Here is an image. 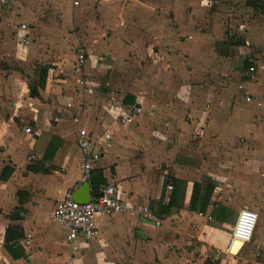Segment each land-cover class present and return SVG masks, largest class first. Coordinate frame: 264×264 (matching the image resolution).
<instances>
[{
	"label": "crops",
	"instance_id": "obj_1",
	"mask_svg": "<svg viewBox=\"0 0 264 264\" xmlns=\"http://www.w3.org/2000/svg\"><path fill=\"white\" fill-rule=\"evenodd\" d=\"M65 1L0 0V264L264 260V61L254 78L246 61L251 49L264 55V27H251L246 39L230 38L218 8L187 32L162 18L155 0L149 5L155 20L142 32L125 25L135 23V3L111 0L103 4L106 28L87 30L82 38L73 31L79 17L71 7L65 13L71 16L69 35H79L89 54L91 92L83 96L73 73L72 39L70 47L60 40L51 49L44 43L55 40L44 31L46 9H62ZM193 4L206 13L210 6L206 0ZM257 18L264 24V9ZM22 23L28 25L27 45L19 38ZM148 42L152 49L144 48ZM143 58L152 79L125 82L122 73L142 67ZM16 60L20 67L12 66ZM103 75L111 89L102 95ZM110 104L143 111L124 127ZM76 114L89 130L106 125L112 134L95 169L117 182L134 206L149 204L160 224L138 212L101 215L94 237L66 239V228L51 214L68 189L84 183ZM242 208L257 211L259 219L253 239L234 255L232 229ZM9 228L21 235L7 241Z\"/></svg>",
	"mask_w": 264,
	"mask_h": 264
},
{
	"label": "built area",
	"instance_id": "obj_2",
	"mask_svg": "<svg viewBox=\"0 0 264 264\" xmlns=\"http://www.w3.org/2000/svg\"><path fill=\"white\" fill-rule=\"evenodd\" d=\"M75 5H78L79 0H73ZM19 38L24 45L29 44L30 37L27 31L28 25L22 23ZM72 45L75 51V61L73 62V73L78 75L77 84L79 86V93L86 96L91 92L89 77L86 73L87 62L89 61V54L85 43L79 35L72 37ZM262 60L255 59L248 67V75L254 78L259 72ZM246 100L251 102L254 100L252 94L247 93ZM261 105L260 101H257ZM111 109L118 111V120L124 127H129L134 124L137 117L143 111L140 105L134 108L123 106L122 104H110ZM153 113V109L151 110ZM73 121L78 125L76 132V144L82 154V171L80 183L90 181L92 170L95 169L102 159L104 146L103 141L112 140V134L109 128L105 125L99 132L89 130L86 126L81 124V116L76 114ZM25 131L32 134L31 127H25ZM168 190L173 189V185H167ZM75 189H68L62 198H60L53 209L51 218L53 221L61 224L66 228V239L73 241L79 236L86 238L94 237L98 233L97 218L101 215H112L120 212H138L143 218L147 220H154L156 224L160 221L156 219L149 204H141L137 207L130 203V201L123 195L120 186L117 182H107L101 186L97 194L92 193L88 202H80L73 197ZM170 201V194L164 197V202ZM259 215L257 211L251 208H242L238 214L235 224L232 229V239H239L243 241V249L246 243L253 239L254 232L258 223ZM3 239L0 238V247ZM238 252V253H239ZM237 253V254H238ZM234 254V255H237ZM71 264V263H67ZM254 264H264V260H256Z\"/></svg>",
	"mask_w": 264,
	"mask_h": 264
},
{
	"label": "rangeland",
	"instance_id": "obj_3",
	"mask_svg": "<svg viewBox=\"0 0 264 264\" xmlns=\"http://www.w3.org/2000/svg\"><path fill=\"white\" fill-rule=\"evenodd\" d=\"M68 1L69 2L65 1L67 6L64 7L63 5L62 9L61 8L46 9L45 16L42 19L45 22L44 25L46 26V29L44 31L49 37L55 38V40L46 39L44 41L45 46H47L48 49H51L52 45L53 46L55 45L54 42L57 43L58 40H60L59 42H62L66 46H69V44L71 43L69 42V40L72 39V36L69 35V33L72 31L71 20H70L71 19L70 14L72 11L71 7H74V9L78 11L77 15L79 17V21L76 22L74 25H72L73 31L79 32L78 34L82 38L85 36L84 33H86L87 30L88 31L94 30L95 32L100 33L101 31L104 30V27L106 28L107 22L105 25L102 24L105 16L103 13L104 10L103 4L111 0H79L80 3L78 5H75L72 2L73 0H68ZM129 1L135 3L136 5L135 9H133V15H135L136 20L135 23L130 21L128 22L125 21L126 27L128 26H130V28L135 27L141 29L142 32H145L146 30L150 29L151 22L155 20V15L153 14L154 9H152L149 5L150 3H153L155 0H129ZM160 1L163 7L162 9L161 7L159 8V10L163 11L161 17L166 19L169 23L171 21L172 24L176 23V27H178L179 29H184L185 31L187 30V32L194 31V29L197 27L196 25L198 24V21L203 18L204 14L208 17L207 14L211 15V12L217 10L218 8H221V12H222L221 19L224 21L223 27L224 29H226L225 32L228 34V37L230 38L233 37V35L235 34V36H237V39H241V40L246 39L248 38L249 34H251L250 32L251 27H255L254 29H257L258 26L264 27V24H261L259 20L261 17L257 18L260 16L261 9H257V8L253 9L249 4H247L248 3L247 0H206L208 6L210 5L207 13L205 10L201 8L194 7L193 3L199 0H160ZM68 10L70 11L69 12L70 14L67 17L65 13ZM252 14H255L256 16L252 18ZM106 16L109 17L108 15ZM188 17L191 22H189ZM15 21H17V24H19L20 18L16 19ZM120 23H123L121 19H120ZM238 27H242V29L237 30ZM130 28L128 27V29ZM13 37L14 39L16 38L15 35ZM148 45L149 42L144 46V48L149 46L151 47V49L153 48V44H150L149 46ZM12 51L15 52V46H13ZM255 53H258L259 55ZM13 58H15V56H13ZM248 59L249 62L254 61L255 59L264 61V55L260 50L251 49L250 57H248L246 61H248ZM18 62H22V61L16 60L12 63V66L20 67ZM142 63H143L142 67L136 66L135 70L122 73L123 75L124 74L126 75L123 76L125 82L128 81V83L131 84L132 81H138V80L149 81L150 79H152L154 72H152L153 70L151 69L150 64H145L147 62L144 58L142 60ZM120 77L121 75H119V78ZM100 79L103 83V88L99 90V94L101 93L103 95L109 89H111V86L107 90V88H105L104 75L101 76ZM105 90L107 91L105 92ZM63 237L65 238L64 233H63ZM235 261H236L235 263L238 264L237 260Z\"/></svg>",
	"mask_w": 264,
	"mask_h": 264
},
{
	"label": "trees",
	"instance_id": "obj_4",
	"mask_svg": "<svg viewBox=\"0 0 264 264\" xmlns=\"http://www.w3.org/2000/svg\"><path fill=\"white\" fill-rule=\"evenodd\" d=\"M247 4H249L253 8L258 9H264V7L261 5V0H247ZM252 64V61L247 62L248 67ZM90 182L92 185L93 193L97 194L99 192V189L101 186L105 185L107 183V179L104 177L102 169H94L91 173ZM14 233V234H13ZM20 236L21 234L14 232V228H9L6 233V239L9 241L12 236ZM11 248L10 246H8ZM206 264H213L210 261L206 262Z\"/></svg>",
	"mask_w": 264,
	"mask_h": 264
},
{
	"label": "water",
	"instance_id": "obj_5",
	"mask_svg": "<svg viewBox=\"0 0 264 264\" xmlns=\"http://www.w3.org/2000/svg\"><path fill=\"white\" fill-rule=\"evenodd\" d=\"M93 189L89 181L84 182L81 187L74 191L73 197L75 200L80 202H88L92 196ZM243 246V241L239 239H234L232 242L230 252L232 254H237L241 247Z\"/></svg>",
	"mask_w": 264,
	"mask_h": 264
}]
</instances>
